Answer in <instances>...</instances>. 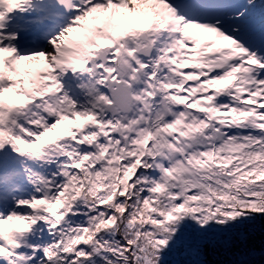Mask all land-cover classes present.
<instances>
[{
	"label": "snow or ice",
	"instance_id": "obj_1",
	"mask_svg": "<svg viewBox=\"0 0 264 264\" xmlns=\"http://www.w3.org/2000/svg\"><path fill=\"white\" fill-rule=\"evenodd\" d=\"M0 264H264V0H0Z\"/></svg>",
	"mask_w": 264,
	"mask_h": 264
},
{
	"label": "trees",
	"instance_id": "obj_2",
	"mask_svg": "<svg viewBox=\"0 0 264 264\" xmlns=\"http://www.w3.org/2000/svg\"><path fill=\"white\" fill-rule=\"evenodd\" d=\"M260 238L257 237V245L259 246Z\"/></svg>",
	"mask_w": 264,
	"mask_h": 264
}]
</instances>
